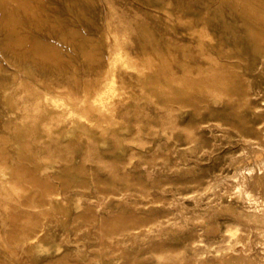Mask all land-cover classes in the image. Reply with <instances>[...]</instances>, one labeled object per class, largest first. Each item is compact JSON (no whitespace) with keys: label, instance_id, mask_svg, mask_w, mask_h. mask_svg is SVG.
<instances>
[{"label":"rangeland","instance_id":"374dc122","mask_svg":"<svg viewBox=\"0 0 264 264\" xmlns=\"http://www.w3.org/2000/svg\"><path fill=\"white\" fill-rule=\"evenodd\" d=\"M262 53L264 0H0V264H166L212 244L189 218L215 161L165 133L228 74L264 90L245 67ZM124 102L121 132L96 125Z\"/></svg>","mask_w":264,"mask_h":264},{"label":"bare ground","instance_id":"6f19581e","mask_svg":"<svg viewBox=\"0 0 264 264\" xmlns=\"http://www.w3.org/2000/svg\"><path fill=\"white\" fill-rule=\"evenodd\" d=\"M173 38L171 36L170 39ZM169 49L172 54L176 52L172 45ZM178 52L182 56L186 53L183 48L178 49ZM231 52L233 51H229L227 55L230 56ZM174 60L172 56V61ZM178 66L184 71L187 67L185 59H179ZM245 67H251L252 71L255 70L257 75L264 78V53L260 54L254 63H246ZM251 74L254 76L253 72ZM236 77L234 74H228L221 79L220 84L214 83L210 87L201 88L197 94L200 105H195L191 111L196 121L194 127L186 128L176 124L175 112L171 111L170 131L165 135L167 139L174 136L175 145L183 148L181 156L186 155L187 150L193 149L194 145H199L202 152H207L215 161L213 167L202 173L200 180L194 183L191 194L195 205L206 209L207 212L195 218L190 217L189 222L197 223L202 231L217 233V236L213 238L212 244L194 250L192 248L190 255L187 253L188 255L173 257L165 261L166 264H264V90L248 91L242 79ZM184 84L182 82V92L185 91ZM186 97L187 93L183 92L175 98L182 102ZM256 99L261 104L253 106ZM220 101L223 103L222 109L215 107ZM118 106L120 107L118 115L110 116L106 124L96 125L106 130L121 132L125 125L118 121L119 116L124 117L126 114L133 116L134 112L129 103L124 102ZM70 131L68 130L66 134ZM196 132L201 135H196ZM204 132H211L216 137L221 136L223 141L221 146L228 152L239 149L240 153L229 152L221 158L220 152L209 150L210 145ZM216 140L218 141L217 138ZM50 167L51 165H45L44 169ZM78 200L81 201V198ZM181 203H184V200H181ZM174 204L171 206H176ZM186 210L187 207L183 206L180 212L183 214ZM161 229L166 230V227ZM37 248L42 250L47 247L40 241Z\"/></svg>","mask_w":264,"mask_h":264}]
</instances>
